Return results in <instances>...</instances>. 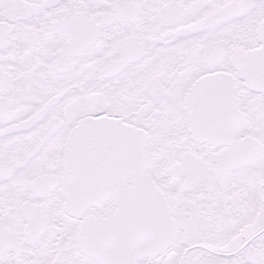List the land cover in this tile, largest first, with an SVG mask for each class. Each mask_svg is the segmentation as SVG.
Returning a JSON list of instances; mask_svg holds the SVG:
<instances>
[{
  "label": "snow or ice",
  "instance_id": "snow-or-ice-1",
  "mask_svg": "<svg viewBox=\"0 0 264 264\" xmlns=\"http://www.w3.org/2000/svg\"><path fill=\"white\" fill-rule=\"evenodd\" d=\"M0 264H264V0H0Z\"/></svg>",
  "mask_w": 264,
  "mask_h": 264
}]
</instances>
